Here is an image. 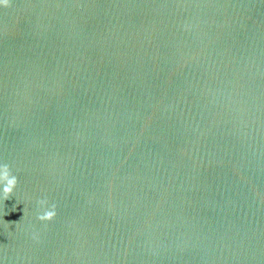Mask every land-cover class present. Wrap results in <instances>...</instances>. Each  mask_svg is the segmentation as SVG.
Masks as SVG:
<instances>
[{"label": "water", "instance_id": "obj_1", "mask_svg": "<svg viewBox=\"0 0 264 264\" xmlns=\"http://www.w3.org/2000/svg\"><path fill=\"white\" fill-rule=\"evenodd\" d=\"M0 162V264H264V0L0 3Z\"/></svg>", "mask_w": 264, "mask_h": 264}, {"label": "clouds", "instance_id": "obj_2", "mask_svg": "<svg viewBox=\"0 0 264 264\" xmlns=\"http://www.w3.org/2000/svg\"><path fill=\"white\" fill-rule=\"evenodd\" d=\"M4 2L6 0H0V3ZM17 181L18 178L12 173L9 164L0 162V198H7L10 194H13ZM37 205V219L50 220L55 215V205H48L46 198H38ZM33 237L38 238L36 234H33Z\"/></svg>", "mask_w": 264, "mask_h": 264}]
</instances>
